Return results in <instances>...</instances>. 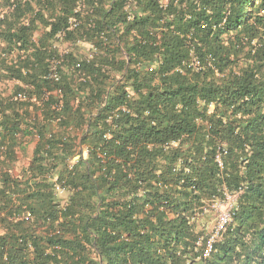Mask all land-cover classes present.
<instances>
[{"label":"trees","instance_id":"obj_1","mask_svg":"<svg viewBox=\"0 0 264 264\" xmlns=\"http://www.w3.org/2000/svg\"><path fill=\"white\" fill-rule=\"evenodd\" d=\"M165 2L0 0V264H264V0Z\"/></svg>","mask_w":264,"mask_h":264},{"label":"built area","instance_id":"obj_2","mask_svg":"<svg viewBox=\"0 0 264 264\" xmlns=\"http://www.w3.org/2000/svg\"><path fill=\"white\" fill-rule=\"evenodd\" d=\"M131 1V0H130ZM166 0H160V3L162 5H166ZM129 3V2H128ZM133 7L130 6L129 4L126 5V11L128 13V18L131 19L133 17ZM192 65L195 66V68H200L201 66V61L199 58L196 56H193L192 60ZM54 77L57 79V74H54ZM7 88H6V93L11 94L13 92V86L14 82L9 81L7 82ZM28 98V94L26 91H20L14 95V99L20 100V101H25ZM86 153V152H85ZM217 160L219 162V165L223 167V160L221 155L219 154L217 156ZM60 192L64 193L66 192V189L63 187H59ZM243 189L239 190L238 192L231 194L227 193L226 199L224 200H219L215 201L213 204H211L208 208H206L207 211L213 210L216 214L215 217V222L213 223L207 238H206V243L203 247V256L204 257H209L214 249V245L216 241L220 238L221 234L226 231L228 225L232 221V215H233V208L237 202L238 196L242 193ZM27 217L30 215V213L26 214ZM202 243V238H200L197 242L198 245H201Z\"/></svg>","mask_w":264,"mask_h":264},{"label":"crops","instance_id":"obj_3","mask_svg":"<svg viewBox=\"0 0 264 264\" xmlns=\"http://www.w3.org/2000/svg\"><path fill=\"white\" fill-rule=\"evenodd\" d=\"M25 149L22 150L21 148L16 149V159L14 160V164L12 166V171L14 174L18 175L20 173V170L23 167H26L30 163V159L33 155L34 147L36 144V141H30V142H25Z\"/></svg>","mask_w":264,"mask_h":264},{"label":"rangeland","instance_id":"obj_4","mask_svg":"<svg viewBox=\"0 0 264 264\" xmlns=\"http://www.w3.org/2000/svg\"><path fill=\"white\" fill-rule=\"evenodd\" d=\"M0 232H1V229H0Z\"/></svg>","mask_w":264,"mask_h":264}]
</instances>
